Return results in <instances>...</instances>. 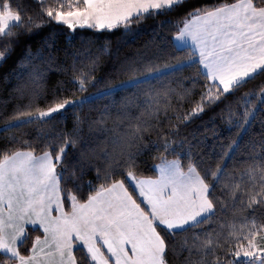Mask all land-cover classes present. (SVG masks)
I'll use <instances>...</instances> for the list:
<instances>
[{
	"label": "snow or ice",
	"instance_id": "1",
	"mask_svg": "<svg viewBox=\"0 0 264 264\" xmlns=\"http://www.w3.org/2000/svg\"><path fill=\"white\" fill-rule=\"evenodd\" d=\"M4 68L0 264H264V0H0Z\"/></svg>",
	"mask_w": 264,
	"mask_h": 264
},
{
	"label": "trees",
	"instance_id": "2",
	"mask_svg": "<svg viewBox=\"0 0 264 264\" xmlns=\"http://www.w3.org/2000/svg\"><path fill=\"white\" fill-rule=\"evenodd\" d=\"M149 24L151 21L149 20ZM119 35V34H117ZM150 38V29L144 28L138 36L135 37V41L132 44V47H137L143 44L146 40ZM60 43H63V37L58 38ZM112 45L113 48L117 46L116 38L112 37ZM110 58L108 56H104L101 58V65L97 69V74L104 71V64L108 62ZM7 69H0V112L4 115L11 113L14 105L16 104V100L14 97H10V90L13 88V85L16 83L14 79L9 80L7 83L3 81V73ZM55 82V77L48 81L49 85ZM0 135H4V133H0ZM209 147L211 146V140L208 142Z\"/></svg>",
	"mask_w": 264,
	"mask_h": 264
}]
</instances>
